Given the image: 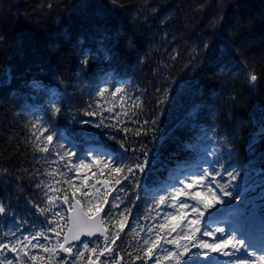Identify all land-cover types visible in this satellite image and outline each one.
Returning <instances> with one entry per match:
<instances>
[{"label": "trees", "instance_id": "16d2710c", "mask_svg": "<svg viewBox=\"0 0 264 264\" xmlns=\"http://www.w3.org/2000/svg\"><path fill=\"white\" fill-rule=\"evenodd\" d=\"M116 4L113 7L109 0H0V203L6 208L0 222L12 219L33 226L43 219L39 211L46 208L43 181L54 155L36 150L33 108L48 106L50 89L56 87L61 112L50 122L85 151L86 136L77 132L78 122L84 118V88L105 74L137 87L140 126L144 120L159 119L155 125H143L147 135L120 130L110 139L100 133L94 142L111 154L121 153L123 162L129 163L140 156L131 149L143 145L151 159L160 138L165 140L160 157L137 175L138 187L124 180L123 174H115V179L126 183L124 191L134 214L145 217L142 194L158 187L169 171L199 161L209 143L200 139L201 132L212 126V139L218 140L224 152L225 167L238 168L235 182L264 187V142L254 141L255 146L249 147L254 131L251 121L264 111V0H116ZM94 16L135 35L136 48L129 53L118 47L111 63H90L81 71L75 41L84 36L92 43L89 35ZM221 16L223 20L213 26L214 19ZM204 41L221 53L211 71L202 59ZM52 42L56 47L50 49ZM226 44L231 51H224ZM198 54L201 63L190 64ZM246 72L258 77L255 92L247 88ZM33 81L38 82L34 88L30 86ZM35 91L39 93L33 99ZM165 92L168 99L160 104ZM194 108L198 109L196 119L189 116ZM238 126L242 130L234 131ZM181 142L191 147L182 148ZM62 186L71 187L66 181ZM76 197L85 202L81 194ZM108 210L106 205L104 212ZM45 215L49 217L48 212ZM132 226L124 228L113 245L116 264L144 260L135 259L143 255ZM46 261L35 262L60 264Z\"/></svg>", "mask_w": 264, "mask_h": 264}, {"label": "snow or ice", "instance_id": "6c2138e0", "mask_svg": "<svg viewBox=\"0 0 264 264\" xmlns=\"http://www.w3.org/2000/svg\"><path fill=\"white\" fill-rule=\"evenodd\" d=\"M109 2L113 5V7L117 6L116 0H109ZM83 7L87 8L88 5H83ZM49 8H51V5H49ZM222 20V16L217 17L213 21V26ZM66 38L71 39V36L66 35ZM89 38L92 41L91 44L86 42V38L84 36L76 37L75 41L81 71L87 70L90 63H95L97 65L111 63L115 59V53L118 47H122L125 52L129 53L136 48L135 35L132 33L125 34L122 29L114 26V24L109 23L107 19L99 16L91 18ZM48 47L53 49L56 47V43L52 42L48 45ZM201 47L204 52L202 59L206 62V66L211 71L212 64L218 60L221 53L219 50H213L212 46L207 41H204ZM224 51H231L230 46L226 44ZM171 58L175 59L176 57L173 55ZM192 61L201 63V57L199 54L192 57V60H190L189 63L191 64ZM7 75L10 77L11 73L8 72ZM245 80L247 88L250 91L255 92L258 81L257 75L254 72H246ZM37 83L38 82L33 81L30 86L34 88L37 86ZM105 83H107V81H105ZM107 91V88H100L98 90V94L103 95ZM125 92L126 89L124 87H116L114 91L111 92V95L115 96L116 93L123 94ZM52 95L54 96L55 93H52ZM163 96L164 98L159 101L160 104H164L168 99V93L165 92ZM232 99L235 100V97ZM139 106L140 105H137V107ZM109 111H111V109H109ZM60 112L61 108L57 106V102L54 101L52 107L50 108L51 115L49 119L55 118L60 114ZM197 113L198 109L194 108L190 111L189 116L192 119H196ZM86 115L91 116L94 115V113L87 112ZM158 119L159 117L151 121L144 120L143 125H147L149 123L155 125ZM251 122L253 124L254 131L249 136L250 148L255 146L254 141L264 142V111H262L258 116H255ZM84 123L87 124L88 121H85ZM102 125L103 121H101L100 124H97L96 127L100 128ZM143 125L135 132L136 136H140L142 134L147 135V130L143 128ZM104 126L107 127V125ZM32 127L37 130L36 132H33L32 135L35 137L36 141H39V143L36 144V150L45 154L58 156L59 161L65 163V167L68 171H61L59 175L62 177H67L68 172L77 173L81 169H91L93 166H96L100 176H104L105 171H107V175L109 177H112L113 174H116L117 176L123 174L124 180L133 181L138 187L139 182L136 180L137 175L143 174L149 163L160 157V152L165 147V140L161 137L158 141L159 147L151 159L149 158L148 151L143 147V145H141L138 149H131L134 154L139 152L140 156H136L135 160H130L129 163L123 162L124 156L119 152L116 154H109L89 149L86 157L79 158L78 162L73 163L72 158L77 155L76 152L72 150L71 146L65 145V143H63V138L60 137L55 130L51 129L44 120H37V122L33 123ZM240 130H242V127L238 126L234 131ZM123 131L127 132L128 129L125 128ZM37 132L39 135H37ZM213 133L214 126L201 132L200 139L209 141L212 147L205 153V156L202 157V163L197 164V171L186 174L184 179H178L177 183L180 184V187H176L175 184H170L169 187H171V191L168 192L167 189H164L167 194L159 195V199L155 201L157 207L167 204V206L175 207L177 209V214H168L169 217L176 221L171 226L170 230L171 232H176L177 228H180V232L177 234L175 240L166 241L167 243H175L179 250L176 252L167 251V254L162 258L155 255L156 251L160 250L159 242L161 238L159 236H157L155 240L145 239L143 241V244L147 246L143 250L144 257L154 259L155 264H161V259L175 260L176 264H180V261L184 260L185 264H187L188 259L191 257H197V259H199V257H204L205 264H217V262L211 259L210 254L231 257L237 253H242L244 257H247V259L237 257L236 260L231 261V264H264V247H262L260 254H257L255 245L249 241L248 234L244 230L243 225L248 223V221L245 220L246 211L244 210V205L234 203V201L241 199L240 193L236 192L234 195L232 190V182L236 181L239 176L238 168L234 165H229L227 168L225 167L223 162L224 152L221 151L220 148L216 146V142L213 141L211 135ZM226 143L230 144L232 141H227ZM125 147V144L120 142V148L125 149ZM181 147L188 148L191 147V145L183 144V142H181ZM228 155H231V150H228ZM141 156L143 159L140 158ZM87 157H91L89 162H86ZM53 163H57V161L54 160ZM48 175L52 176L53 173L49 172ZM92 175L95 176L96 173H92ZM221 175L227 176L228 179L226 182L221 183L217 180V177H220ZM87 179L88 177L86 176L85 180ZM67 182L71 184L70 177ZM114 183L120 184L121 180L117 178L114 180ZM97 184L104 187L105 191L102 192L101 189L96 186ZM108 185L109 181L107 179H98L91 185L82 184V187L89 188L88 192L81 193L85 200L83 204L80 200L76 199V193L80 191V189L73 187L72 200L75 201V203H71L67 195L63 197V203L70 204L69 210L72 212V214L68 216L66 223L62 226L67 228V234L63 236V241H58L57 245L54 246L53 249H47L42 244H32V247H40L50 253L54 252L56 247H59L61 251L73 254L72 247H65V245H70L72 241H79L83 246L84 252H89L96 257L95 260L89 258L88 264H97L100 257L105 255L112 256L114 262L116 259L114 255L115 249H113L110 245L115 244L119 239L120 232L124 231L123 221L127 219L125 212H129L130 210L125 208L123 211L119 212L112 211L120 208V204L123 203V199L117 195L113 197L111 202H109V195L111 192ZM197 186H199L198 190L191 191ZM37 187H40V185L38 184ZM45 187L47 188L48 185H45ZM236 187L239 186L237 185ZM118 191L122 192L123 189L121 188ZM181 197H186L195 203L189 204L180 199ZM223 197H227L228 199H223ZM59 199V197L54 199L49 196V208H39L41 214H45L53 208H58L60 206L58 204ZM168 201H171L172 203L169 204ZM105 205H109V210L107 212H104ZM218 205H223V207L217 208ZM214 208H216L215 212L208 211ZM189 211L195 215V219L188 221V225L191 227L190 230L186 231L184 228L180 227V225L181 222L187 220ZM5 212L6 208L4 204L0 203V214H4ZM102 212H104L103 216L101 215ZM206 212L210 218H214L225 213L231 217H238L239 219L237 220V223L240 224V227H232L226 235L225 228L219 226L214 229L201 231V218ZM53 215L55 217L63 218L59 211L54 212ZM117 216L122 218L117 221L119 230L113 232L110 237L108 235L104 236L103 248H100L99 245L90 248L89 243L81 239L82 236L92 237L97 233L102 235L107 233L109 230L105 228L104 225L106 223H111ZM48 223L56 224L57 227H61L57 220H49ZM160 227L163 228L164 225L161 224ZM50 230L55 231V229ZM149 231H151V229H149ZM197 233H201L203 236L209 237H216V233H219L220 237L223 238L216 237L213 243H209L200 239ZM60 234V232H56L58 237ZM39 237L47 239L43 232L36 233L32 239L35 240ZM24 239L28 240V237H25ZM181 240L186 241V243L181 244ZM17 243L22 242L17 241ZM29 243H31V241H29ZM262 243H264V220H262ZM5 248H9V245L0 244V249ZM192 249H197L198 254L197 252H193ZM9 250L15 251V245H13ZM84 252H77L74 253V255L77 259H79L84 255ZM25 255H27V253H25ZM144 257L137 255L135 259L141 260ZM29 259L36 261L38 258L31 256ZM39 259L42 260L43 258ZM48 259L50 260L51 256H49ZM0 264H13V262L10 260H0ZM102 264H109V262L105 260Z\"/></svg>", "mask_w": 264, "mask_h": 264}, {"label": "rangeland", "instance_id": "374dc122", "mask_svg": "<svg viewBox=\"0 0 264 264\" xmlns=\"http://www.w3.org/2000/svg\"><path fill=\"white\" fill-rule=\"evenodd\" d=\"M103 65V64H102ZM107 81V83H105ZM116 87H124L126 89L125 93H116L115 96L111 95V92L114 91ZM100 88H107L108 91L105 92L103 95L98 94V90ZM38 88H36L37 90ZM85 106L83 108V114L84 118L78 122V130L77 132L83 133L86 136L87 140V148L85 151H80L76 142H74L69 135L66 133L63 129H56L50 122L48 113H50V108L52 107L53 102H57V106H59V100L57 98V88L52 87L49 92V105L48 106H39L35 107L32 110V119L33 123L37 122V120L42 119L44 120L48 126L55 130L60 137L63 138V143L67 146H71L72 150L76 152V156L72 158V162L76 163L78 162L79 158H83L87 156V153L89 149H94L98 151H102L105 153L110 152L106 151L101 145L96 144L94 141L99 138V134L102 133L106 139H110L116 135L120 130H123L125 128L128 129V131H137L141 128L139 125V118H137L136 115V108L137 105H139L141 96L140 92L131 82L128 81H122V80H114V78L111 75L105 74L102 76L99 80H97L95 83H93L92 86L85 87ZM37 91H35V96L33 99H36L38 96ZM52 93H55L53 96ZM47 107L49 109H47ZM111 109V111H109ZM87 112H92L94 115H86ZM51 114V113H50ZM88 121L87 124L84 122ZM101 121H103V125L100 128H97L96 125L100 124ZM104 125H107L105 127ZM37 130L33 128V132H36ZM37 135L39 133L37 132ZM35 138V137H34ZM36 141V139H35ZM213 141L216 142V146L219 147V142L216 139H213ZM37 144L39 141H36ZM212 147L210 143H207L203 147V152L201 155V158L199 161L193 165H182L175 171H169L166 175V180L161 183V185L157 188H154L153 190L148 189L146 190L142 195L146 199L144 202V208L146 210L145 217H140L139 214L136 212L134 214L133 211L130 210V203H129V196L125 195L126 192L124 191V188L126 187V183L121 180L120 184H115L114 180L116 178L115 174H113L112 177H109L107 175V171H105L104 176H100L99 172L97 171L96 166H93L91 169H81L77 173L68 172L67 177H62L59 175L61 171L67 172L68 169L65 167L64 162L59 161L58 156H53L51 159V167L49 169V172H52L53 175L49 176L47 175L44 178L43 184L48 185V187H45V195H44V206H46V209L49 208L48 204V197L51 196L54 199L56 197H59L58 204L60 205L58 208H53L51 211H47L49 214V217H46V213L42 214L43 219L42 221L36 223L33 226H27L25 224H19L15 220L7 219L6 222H0V244H6L9 245V248L0 249V260H10L13 262V264H32L31 259L29 257L35 256L38 259L43 258L42 261H51L56 262L60 264H88L89 258L95 260V255L84 252L82 244L73 245L71 246L73 249V254L66 255L61 252L59 247H56L54 252L45 251L43 248L40 247H32V244H38V245H44L47 249H53L54 246L57 245V242L63 241V236L67 232L66 227H62L69 216V208L70 204L63 203V197L65 195L68 196L69 201L72 203V190L73 187L79 188L80 191H78L76 194H81L82 192H88L89 188L82 187V184H88L91 185L96 182V180H103L107 179L109 181L108 188L110 189L111 194L109 195V200L112 201L113 197L119 195L123 199V203L120 204L119 209H115V212L123 211L125 208L129 209V212H125V216H127V219L124 220V228L129 226L131 223H133L132 230L137 232V237L139 239V242L142 244V255L144 257V248L147 247L143 244V241L145 239H151L155 240L157 236H159L160 239V250L156 251L155 255L160 256L161 258L167 254V251L176 252L179 249L177 248V245L175 243H167L166 241L175 240L177 237V234L180 232V228H177L176 232H171V226L176 222L171 217L168 216L169 213L171 214H177V209L175 207H169L167 204L160 205L159 207L156 206L155 201L159 199V195H166L167 193L164 191V189H167L168 192L171 191V187H169L170 184H175L176 187H180V184L177 183L178 179H184L186 174H189L191 172L197 171V164L202 163V157L205 156V153ZM63 151V150H59ZM57 161V163H53V161ZM91 160V157H87L86 162H89ZM92 173H96L95 176L92 175ZM88 177L87 180H85V177ZM71 178V187L68 189V187H63L62 182L68 180V178ZM227 176L221 175L220 177H217V180H219L221 183H224L227 181ZM68 183V182H67ZM233 183V193L234 195L236 192L240 193V200L234 201L235 204H243L244 210L246 211L245 220L248 221V223L244 224V230L249 233V229L246 228L245 225H252L256 229H260L262 231V220H264V212L262 211L264 209V187L263 184H253L251 187H245L243 184L232 182ZM239 187H236V186ZM101 189V191H105L104 187H101L100 184L96 185ZM123 189L122 192L118 191L119 189ZM199 186L194 187L191 191L198 190ZM53 189V190H50ZM91 194V193H90ZM219 194V193H218ZM180 199L184 200L185 202L189 204H194L195 202L187 199L186 197H181ZM223 199H228L227 197H223ZM168 203H172L171 201H168ZM106 206V205H105ZM223 205H218L217 208H222ZM59 211L62 214L63 218L55 217L53 215L54 212ZM208 211L215 212L216 208L210 209ZM253 213V215H251ZM262 213V215H260ZM39 216V215H37ZM122 218L117 216L115 219L112 220L111 223H106L105 227L109 230V232L113 233L119 230V226L117 224L118 220H121ZM195 219V215L188 212L187 220L181 222L180 227L184 228L186 231L190 230V227L188 225L189 220ZM238 217H231L227 213L223 215L216 216L214 218H210L207 215V212L205 215L201 218V231L204 230H210L214 229V227H224L227 234L228 231L231 230L232 227H236ZM49 220H57L59 225L61 227H57L56 224H50L48 223ZM29 224V223H28ZM163 224L164 227L161 228L160 225ZM226 225V226H225ZM113 226V227H111ZM113 228V229H112ZM50 229H55V231H52ZM151 229V231H149ZM228 229V230H227ZM38 232H43L44 236L47 237H39L35 240L32 239L33 236L36 235ZM56 232H60V236L58 237L56 235ZM249 234H252L249 233ZM197 235L200 237V239L205 240L209 243H213L215 241L216 237H220L219 233H216V237H209V236H203L201 233H197ZM256 239V234H253ZM28 237V240H25L24 238ZM223 238V237H220ZM17 241H21L22 243H17ZM31 241V243H29ZM103 241V239H102ZM251 243H256L253 240L249 239ZM89 247H96L99 245L100 248L104 247V241L101 242L98 238L94 239L93 241L88 242ZM181 244L186 243V241L181 240ZM15 245V251H10L9 249ZM114 245V244H113ZM113 245H110L113 248ZM255 245V244H254ZM231 250V249H228ZM255 250L257 254H260L261 249H257L255 247ZM193 252H197V249H192ZM77 252H84V255L77 259V257L74 255V253ZM27 253V255H25ZM115 255V254H114ZM211 259L217 264H231V261L236 260L237 257L245 258L242 253H237L234 256L231 257H225L218 254H210ZM49 256H51V259L49 260ZM116 256V255H115ZM37 259V260H38ZM41 260V259H40ZM107 260L109 264H116V259L113 262L112 256H101L100 260L97 261L100 264H102L103 261ZM31 261V262H30ZM46 261V262H47ZM35 262V261H34ZM36 264V262H35ZM140 264H155L154 259H148L147 257H144V260L140 262ZM161 264H176L175 260H163L161 259ZM180 264H185L184 260L180 261ZM187 264H205V258L204 257H191L188 259Z\"/></svg>", "mask_w": 264, "mask_h": 264}, {"label": "water", "instance_id": "95a60500", "mask_svg": "<svg viewBox=\"0 0 264 264\" xmlns=\"http://www.w3.org/2000/svg\"><path fill=\"white\" fill-rule=\"evenodd\" d=\"M12 1L17 2L18 0H12ZM76 199L79 200V198H77V197H76ZM72 203H75V201H72ZM81 203H82V202H81ZM82 204H83V203H82ZM71 214H72V212L70 211V212H69V216H70ZM101 215H102V216L104 215L103 212L101 213ZM104 227H105V225H104ZM105 228H106V227H105ZM66 234H67V232H66ZM105 235H108V232L105 233V234H103V235L100 234V233H97L95 236H92V237L82 236L81 239L84 240V241H92V240H94V239L97 238V237H102V238L104 239V236H105ZM79 243H80L79 241H72L70 245H65V247L73 246V245H76V244H79ZM62 253L66 254V255H69V253H67V252H63V251H62ZM97 264H99V263L97 262Z\"/></svg>", "mask_w": 264, "mask_h": 264}, {"label": "bare ground", "instance_id": "6f19581e", "mask_svg": "<svg viewBox=\"0 0 264 264\" xmlns=\"http://www.w3.org/2000/svg\"><path fill=\"white\" fill-rule=\"evenodd\" d=\"M226 226V225H225ZM245 226H247L248 227V225H245ZM250 226H252V225H250ZM236 227H240V224H236ZM254 226H252L251 228H253ZM215 228V227H214ZM228 230V229H227ZM257 230V229H256ZM252 231H254L255 232V229H253ZM259 232H257L256 231V233H257V238L259 239V237H261L262 238V231L261 230H258ZM250 232V231H249ZM248 234V233H247ZM261 241V243L259 244L260 246L258 247L259 249H261L262 250V247H264V243H262V240H260Z\"/></svg>", "mask_w": 264, "mask_h": 264}]
</instances>
